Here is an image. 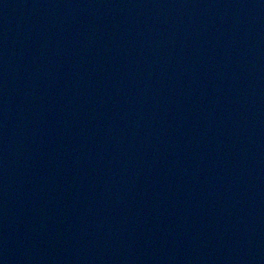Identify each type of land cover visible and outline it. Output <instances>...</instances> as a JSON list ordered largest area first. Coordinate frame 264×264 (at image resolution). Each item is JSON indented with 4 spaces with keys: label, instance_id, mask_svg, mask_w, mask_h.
Instances as JSON below:
<instances>
[{
    "label": "water",
    "instance_id": "95a60500",
    "mask_svg": "<svg viewBox=\"0 0 264 264\" xmlns=\"http://www.w3.org/2000/svg\"><path fill=\"white\" fill-rule=\"evenodd\" d=\"M0 264H264V0H0Z\"/></svg>",
    "mask_w": 264,
    "mask_h": 264
}]
</instances>
